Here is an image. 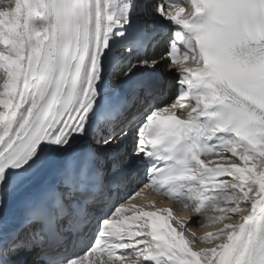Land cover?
Listing matches in <instances>:
<instances>
[{
    "label": "snow or ice",
    "instance_id": "obj_1",
    "mask_svg": "<svg viewBox=\"0 0 264 264\" xmlns=\"http://www.w3.org/2000/svg\"><path fill=\"white\" fill-rule=\"evenodd\" d=\"M0 264H264V0L0 6Z\"/></svg>",
    "mask_w": 264,
    "mask_h": 264
},
{
    "label": "bare ground",
    "instance_id": "obj_2",
    "mask_svg": "<svg viewBox=\"0 0 264 264\" xmlns=\"http://www.w3.org/2000/svg\"><path fill=\"white\" fill-rule=\"evenodd\" d=\"M6 2H7V0H0V6H2ZM162 69L160 70V73L158 75L162 80H164V77L166 78V82L163 83V85L166 86L168 84L167 81L170 82L171 77H170L168 72H166L167 74H163V73H165V69H163V70ZM37 179L38 180L43 179V174L38 175ZM21 196H22V194H17L8 200L6 207H5L6 213L11 214L17 208L19 201L21 199ZM160 206L161 207H171L173 209L174 214L178 213L179 218L185 222H187L189 219H199L197 217H191L190 214L187 212V210L183 209L181 205L170 206L168 204H161ZM147 210H150V209H147ZM173 226L178 227L176 224H173ZM192 230L196 231L198 233H203L206 229H204L203 227H201L200 225L197 224V225L193 226ZM208 230H212V229H208Z\"/></svg>",
    "mask_w": 264,
    "mask_h": 264
}]
</instances>
